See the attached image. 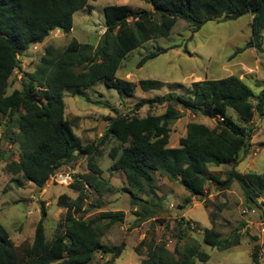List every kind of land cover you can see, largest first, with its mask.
Masks as SVG:
<instances>
[{
    "label": "trees",
    "instance_id": "trees-1",
    "mask_svg": "<svg viewBox=\"0 0 264 264\" xmlns=\"http://www.w3.org/2000/svg\"><path fill=\"white\" fill-rule=\"evenodd\" d=\"M90 1L0 0V114L9 116L16 123V131L6 129L10 134L7 138L20 147L19 159L9 162L7 169L13 175L22 173L27 180L44 188L59 168L72 162L77 155L88 156L90 168L89 173L69 185L78 192L76 198L67 193L59 195L58 205L66 212L56 224L51 239L46 235L45 203H42V217L36 225L32 243L16 245L8 230L0 225V264H90L97 253L111 254L112 260L106 264H113L122 254L125 243L110 246L102 237L113 224L124 221L123 210H103L89 218L81 214L89 197L86 184L100 194L106 190L103 186L108 182L102 177L103 170L93 159L100 146L111 137L120 142V146L113 147L109 153L113 161L111 168L125 173L127 186L122 189L131 195L134 205L141 206L142 211L137 213L141 220L154 217L156 213L141 193L151 196L154 206L159 205L156 198L163 199L156 191L157 172L178 181L190 196L202 199L207 195L209 181L223 189L230 188L236 181L247 205H262L259 199L264 198V171L241 172L237 166L242 160L241 153L251 150L256 113L264 116V89L256 93L237 75L194 81L190 86L158 79H141L136 83L118 77L122 60L152 37L153 13L146 9L127 4L105 6L106 30L97 47L76 38L64 48L48 45L36 69L27 73L22 87L7 93L11 75L21 68L20 56L32 45L43 42L55 29L70 32L74 13L84 7L91 8ZM145 1L159 14L157 31L163 37L170 36L185 24L195 32L208 20L222 16L236 19L246 14L254 15L255 34L257 9L262 6V0ZM130 19H134L133 23ZM258 40L256 38V45L249 42L247 46L261 47ZM167 50L160 48L146 54L138 66ZM99 82L130 97L135 95L138 87L148 91L168 86L170 91L140 99L134 111L117 113L110 118L97 143L85 144L74 130V120L66 116L65 91L83 94ZM155 104H165V111L145 116L136 112L145 105ZM230 108L237 112L242 123L229 113ZM185 111L201 113L216 119L217 123L211 127L189 122L186 135L179 139L180 146L170 147V124ZM4 134L6 136V132ZM257 147L264 148V140L258 142ZM210 164H226L232 168L222 180L209 172ZM183 220L182 217L179 224ZM186 225L184 228L192 229L189 221ZM185 231H180L179 235ZM204 241L211 247L225 250L238 245L240 235L233 233L224 237L213 227H206ZM144 242L137 246L138 252ZM259 250L257 246L253 253L256 263H259ZM209 258L210 254L198 244L184 248L176 246L171 251L161 241L148 249L142 264H199L197 260L206 262Z\"/></svg>",
    "mask_w": 264,
    "mask_h": 264
},
{
    "label": "rangeland",
    "instance_id": "rangeland-1",
    "mask_svg": "<svg viewBox=\"0 0 264 264\" xmlns=\"http://www.w3.org/2000/svg\"><path fill=\"white\" fill-rule=\"evenodd\" d=\"M89 3L91 8L84 7L74 13L73 28L70 32L55 29L43 42L32 45L20 56L21 68L11 75L8 94L15 88L22 87L27 73L36 69L48 45L64 48L76 38L80 42L91 43L97 47L106 30L104 7L115 4H127L153 13L151 39L122 60L117 71L118 77L136 83L141 79H158L190 86L194 81L237 75L256 93L264 89V26H258L256 23L254 34L253 14L236 19H226L222 16L208 20L195 32L185 24L170 36L163 37L157 31L160 16L155 12L153 5L145 0H91ZM130 21L133 23L134 19ZM256 38H259L261 47H248L249 42L256 45ZM160 48L168 50L151 58L141 67L138 66L143 56ZM249 68L252 69L251 72H248ZM169 91L168 86L148 91L138 87L135 95L130 97L121 95L116 89L99 82L83 94H74L72 90L65 91V113L67 118L74 120V130L85 144L97 143L110 118L115 117L117 113L134 111L135 104L142 98H152ZM165 109V104L145 105L136 112L145 116L148 113L161 114ZM229 113L236 120L239 119L234 109L230 108ZM255 116L262 117L258 113ZM189 122L205 123L213 127L217 120L201 113L185 111L182 117L170 124V147L180 146L179 139L186 135ZM239 122L242 123L240 119ZM7 128L16 131V123L9 116L0 114V225L8 230L16 245L32 243L36 225L42 217V203H45L47 216L44 223L47 238L51 239L56 224L66 212L65 208L58 205V197L62 193H67L72 198L78 196V192L69 185L76 178L81 179V175L90 172L89 157L77 155L72 162L62 165L44 188H40L27 180L22 173L13 175L7 169V164L18 160L20 156L19 144L7 138L10 135ZM260 128L254 131L256 146H251L247 153H241L242 160L237 166V170L241 172L264 171V148L259 150L257 147V143L264 140V127ZM117 146H120V142L111 137L94 155L93 160L102 168V177L108 184L103 186L106 188L103 194L86 184L89 197L85 200L81 212L85 218L103 210L125 212L124 221L113 224L102 237L103 242L110 246L125 243L122 254L114 259L113 264H142L148 249L161 241H164L171 251H174L176 246L184 248L198 244L200 249L210 254L206 262L197 260L199 264H264L263 197L259 199L261 206L251 207L246 204L238 182L235 181L230 188L223 189L214 181H209L207 195L202 199L190 196L178 181H172L157 172L156 191L163 199L156 198L155 201L159 205L154 206L151 196L141 193L140 196L150 201L149 206L156 211L154 217L141 220L137 214L142 211L141 206L134 205L131 195L122 189L127 186L125 173L111 168L113 161L109 153ZM231 168L226 164H210L208 167L210 173L218 175L222 180L226 179V173ZM182 217L184 220L179 224ZM187 221L192 229L184 228ZM206 227H213L224 237L239 233L240 243L225 250L211 247L204 241ZM184 229L185 234L180 236V231ZM143 240L144 245L138 252L137 246ZM257 246L260 248L259 263L253 259ZM111 260V254L97 253L90 264H106Z\"/></svg>",
    "mask_w": 264,
    "mask_h": 264
},
{
    "label": "crops",
    "instance_id": "crops-1",
    "mask_svg": "<svg viewBox=\"0 0 264 264\" xmlns=\"http://www.w3.org/2000/svg\"><path fill=\"white\" fill-rule=\"evenodd\" d=\"M250 69V68H249ZM251 70L252 69H250V71H248V72H251ZM253 125H254V131H256L259 127H261L260 129H263V127H264V116H262V117H260V118H258V117H254V120H253ZM255 135H253V138H252V140H251V144H252V147L253 146H256V143H255V137H254ZM260 142V141H259ZM258 149L260 150V148L258 147Z\"/></svg>",
    "mask_w": 264,
    "mask_h": 264
},
{
    "label": "water",
    "instance_id": "water-1",
    "mask_svg": "<svg viewBox=\"0 0 264 264\" xmlns=\"http://www.w3.org/2000/svg\"><path fill=\"white\" fill-rule=\"evenodd\" d=\"M257 19H256V23L257 25H261L264 26V0H262V6L257 9Z\"/></svg>",
    "mask_w": 264,
    "mask_h": 264
},
{
    "label": "built area",
    "instance_id": "built-area-1",
    "mask_svg": "<svg viewBox=\"0 0 264 264\" xmlns=\"http://www.w3.org/2000/svg\"><path fill=\"white\" fill-rule=\"evenodd\" d=\"M223 119V118H222Z\"/></svg>",
    "mask_w": 264,
    "mask_h": 264
}]
</instances>
